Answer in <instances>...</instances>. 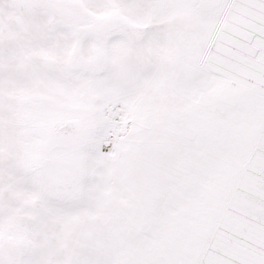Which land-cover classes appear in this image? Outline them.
<instances>
[{
    "label": "snow or ice",
    "instance_id": "6c2138e0",
    "mask_svg": "<svg viewBox=\"0 0 264 264\" xmlns=\"http://www.w3.org/2000/svg\"><path fill=\"white\" fill-rule=\"evenodd\" d=\"M0 264H264V0H0Z\"/></svg>",
    "mask_w": 264,
    "mask_h": 264
}]
</instances>
